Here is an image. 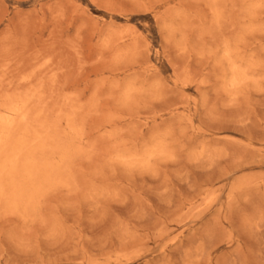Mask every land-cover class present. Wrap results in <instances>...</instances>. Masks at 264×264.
<instances>
[{
    "label": "rangeland",
    "instance_id": "obj_1",
    "mask_svg": "<svg viewBox=\"0 0 264 264\" xmlns=\"http://www.w3.org/2000/svg\"><path fill=\"white\" fill-rule=\"evenodd\" d=\"M0 264H264V0H0Z\"/></svg>",
    "mask_w": 264,
    "mask_h": 264
},
{
    "label": "bare ground",
    "instance_id": "obj_2",
    "mask_svg": "<svg viewBox=\"0 0 264 264\" xmlns=\"http://www.w3.org/2000/svg\"><path fill=\"white\" fill-rule=\"evenodd\" d=\"M23 104V103H22ZM23 119V118H22Z\"/></svg>",
    "mask_w": 264,
    "mask_h": 264
}]
</instances>
